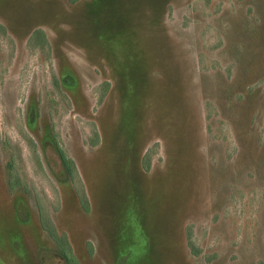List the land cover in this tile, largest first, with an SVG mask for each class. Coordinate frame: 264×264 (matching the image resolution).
Wrapping results in <instances>:
<instances>
[{"label":"rangeland","instance_id":"374dc122","mask_svg":"<svg viewBox=\"0 0 264 264\" xmlns=\"http://www.w3.org/2000/svg\"><path fill=\"white\" fill-rule=\"evenodd\" d=\"M0 264H264V0H0Z\"/></svg>","mask_w":264,"mask_h":264},{"label":"trees","instance_id":"16d2710c","mask_svg":"<svg viewBox=\"0 0 264 264\" xmlns=\"http://www.w3.org/2000/svg\"><path fill=\"white\" fill-rule=\"evenodd\" d=\"M60 160L62 165L65 167L66 171L72 175L75 172V165L74 162L66 157L62 152H60ZM80 204L81 207L84 209V211L88 212L89 211V204L87 201V198L85 195L81 194L80 198ZM40 224L42 228L44 229L45 232H47V235L51 237V239L54 241L55 245L57 246L59 252L62 254V257L69 261L71 258V248L69 246V243L67 241L66 236H61L59 237L54 233L53 230L50 229L49 223L47 221L43 220V218L40 216Z\"/></svg>","mask_w":264,"mask_h":264},{"label":"crops","instance_id":"0c3cea01","mask_svg":"<svg viewBox=\"0 0 264 264\" xmlns=\"http://www.w3.org/2000/svg\"><path fill=\"white\" fill-rule=\"evenodd\" d=\"M89 210H90V207H89Z\"/></svg>","mask_w":264,"mask_h":264}]
</instances>
